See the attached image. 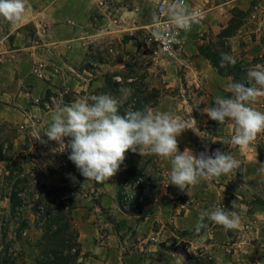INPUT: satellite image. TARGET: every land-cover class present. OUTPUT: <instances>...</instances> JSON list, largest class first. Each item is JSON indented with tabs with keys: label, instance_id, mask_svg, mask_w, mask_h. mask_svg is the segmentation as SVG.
<instances>
[{
	"label": "crops",
	"instance_id": "obj_1",
	"mask_svg": "<svg viewBox=\"0 0 264 264\" xmlns=\"http://www.w3.org/2000/svg\"><path fill=\"white\" fill-rule=\"evenodd\" d=\"M125 1L110 0L116 4ZM95 3L101 4L103 8L99 6L97 11L95 6L93 8ZM106 4L108 0H27L26 11L19 21L14 22L8 30L2 29L0 25V122L27 124L23 127L24 135L16 141V152L20 154L34 150V171L42 182L64 200L76 201L74 219L79 230L82 264H110L112 255L124 250L121 239L123 233L114 225L106 224L98 214L109 209L118 221L125 220L132 229L135 239L132 241L137 245L132 251L134 260H137L135 254L141 253L138 250L140 247L146 253L159 252V245L150 243L153 239L157 240V236L159 244L170 248L166 264H185L198 249L206 251L216 264H257V261H264V173L259 171L258 164L264 163V133L259 134L249 147H239L231 143L234 130L229 124H219L207 116V109L214 106L217 96H231L227 86L233 82V78L222 76L202 54L206 41L201 37V26H194L184 32L185 45L177 58L157 62L156 71L164 72L163 76L155 75V68L147 69L149 74L144 84L148 91L156 90L159 93L157 103L151 106L154 110L170 112L185 120L191 117L196 119V123L178 137L181 152L189 148L198 154L204 151L205 146L210 151L220 149L241 161L238 170L202 180L183 192L168 185L170 160L160 157L166 188H159L155 200L146 203L141 210L127 214L121 210L117 198L120 180L126 174L123 164L109 181H88L81 188L86 180L68 157L57 160L50 155V149L56 143L48 142L49 150L40 143L39 136L47 140L43 132L51 124L55 110L60 107L54 108L52 104L43 103L50 90L61 85L85 92L90 88V84L86 85L68 73L81 69L86 63L88 42L103 38L107 33L102 28L89 30L95 13H100L101 22L106 21L103 18L107 15ZM188 4L191 7L206 5L208 12L204 25L212 38L218 35V29L228 26L236 11L246 14L253 11L260 16V21L264 18V0H188ZM118 9L115 16H123L124 19H132L136 13L124 6ZM34 25L48 26V30H44L45 39L42 43H34ZM242 32L240 30L233 39ZM259 36L255 31L256 40L253 43L260 45L257 49L264 47V41H258ZM136 43L130 40L126 44L127 52H133ZM239 50L246 53V62L252 60L249 59L253 53L252 46L244 43ZM38 62H46L48 73H52L53 78L41 80L34 76V67ZM58 68L63 70V77L51 71ZM78 77L81 78L80 75ZM102 85H99L100 89ZM253 106L264 111V98H260ZM28 141L34 144L30 150ZM145 156L139 155L138 159ZM48 161L52 163L48 164ZM69 173L79 183L74 184L68 178ZM214 207L238 212L241 227L227 230L206 218L208 228L203 229V234H196L194 229L200 213ZM156 227L161 230L157 231ZM164 229H170L174 237L181 233L198 237L185 246L186 241L178 237L176 241L168 242L164 236L168 231Z\"/></svg>",
	"mask_w": 264,
	"mask_h": 264
},
{
	"label": "clouds",
	"instance_id": "obj_2",
	"mask_svg": "<svg viewBox=\"0 0 264 264\" xmlns=\"http://www.w3.org/2000/svg\"><path fill=\"white\" fill-rule=\"evenodd\" d=\"M26 6L27 0H0V17L9 22L19 21ZM162 15L166 17V23L161 21ZM151 19L157 25L152 37L170 47L182 41L178 38V31H172L169 26L190 31L193 24L203 19V14L193 9L187 0H162ZM236 63L235 56L221 53L220 68ZM227 87L231 96H217L214 106L207 109V116L219 124H229L234 130L231 143L247 148L259 134L264 133V111L253 106L264 98V64H257L248 70L247 82L234 81ZM120 92L119 98L102 93L58 107L51 124L43 132L47 140L39 136L43 145L50 141L56 143L57 147L50 150L53 155L70 151L68 159L86 180L81 188L88 181H109L117 174L129 150L141 156L155 155L169 159L168 185L183 192L202 180L226 175L241 167L240 160L220 149L210 151L205 146L204 151L198 154L189 148L181 152L178 137L196 123L194 117L185 120L170 112L156 111L149 105L122 114L120 105L131 97L133 89L122 88ZM66 138L70 139L66 142ZM258 164L259 171L264 173V163ZM68 178L74 184L79 183L70 173ZM206 218L227 230L241 227L238 212L214 207L200 213L194 229L196 234L208 228ZM257 264H264V261H257Z\"/></svg>",
	"mask_w": 264,
	"mask_h": 264
},
{
	"label": "rangeland",
	"instance_id": "obj_3",
	"mask_svg": "<svg viewBox=\"0 0 264 264\" xmlns=\"http://www.w3.org/2000/svg\"><path fill=\"white\" fill-rule=\"evenodd\" d=\"M158 1L159 0H126L123 4H116L108 0V4L105 5L107 15L103 16L106 21H100L101 15L99 12L92 16L89 30L95 31L102 28V31L107 33H105L103 38H99L96 41L92 39L90 42H88L86 63L81 69H77L74 72L70 71L68 73L74 76L75 79L86 83V85L90 84V88L87 90V92H85L80 91V89L70 90L67 88V86L61 85L56 89L50 90V93H52L53 96L50 98V103L54 108L65 105L67 100L74 102L86 96L106 93V91H108L107 94H111L119 98L121 96L120 90L122 88H133L134 90L138 88L139 85L136 87H130L128 85L131 83V80L122 82L119 78L114 79V81L121 83L120 86L117 89H112L106 86V78H109L115 74L126 78L133 75L132 77H136L138 79L137 83L142 84L149 74L147 70L148 68H155L153 71H156L157 62L168 59L167 57L158 54L155 47L149 46L146 42L150 26L153 24L151 16L152 13L156 11ZM94 6L95 9L97 8V11H99V6L100 8L102 7L101 4L96 3L93 5V8ZM122 6H124L126 9L136 11L132 19H124L123 16H115V12ZM235 15L236 13L234 16ZM262 20L263 21H260V16L253 11L249 12L248 14L245 13L243 26L241 27V30L243 31L241 33L242 36L240 35L236 39H233L229 42L235 55L239 56L242 54L239 49L244 43L253 47V53L250 55L251 58L249 59H253L255 56L257 57L264 55V47L257 49V46L260 45H255L253 43V40H256V37H254L255 31L260 35L258 41H264V18ZM0 23L1 28L4 30H8L14 24V22H9L3 17H0ZM201 28V37L204 41H206L203 44V48L208 47L211 42L216 41V37L221 34L224 29H226H218V35L216 34L217 36L212 38V34L207 30L206 25L201 26ZM44 30H48V26L34 25V43L39 44L43 42V39H45ZM130 40L137 41L133 52H127L126 50V44ZM40 66H43L41 72L39 70ZM48 69L49 66H47L46 62H38L34 67V76L41 80L53 78L52 73H48ZM56 70L52 69L51 71L54 75L63 77V70L60 68ZM84 71H86V73H84ZM163 74L164 72L156 71L155 75L161 77ZM78 75H80L81 78H79ZM102 83L104 84L102 85ZM99 85H102L101 89ZM99 89L103 92L100 93ZM150 93L152 92L143 94V97L151 96L152 94ZM129 98L124 100L120 105V109L125 108L126 112L132 108V105L128 104ZM151 101L157 103V99H151ZM148 105L152 106V102ZM26 126L27 124L12 125L9 123L0 122V152L2 151V155L11 160L12 163L21 166L24 170V174L30 176V178L33 180L32 184H24L19 188V190H24L23 196L25 197V202L23 203V213L21 216L22 218L28 219L33 224L36 220L35 215L33 214V209L38 197L37 188L39 189L37 183H34V179L37 178L41 182L42 180L40 179L39 174L34 171V150L32 152H21L20 154H18V152L15 150L16 141L18 138L24 135L25 130L23 127ZM67 141L68 140H66V142ZM27 144L28 150L32 149L34 144L31 141H28ZM52 146V148H55V146L57 147V145ZM48 147L49 146L46 145L45 149L49 150ZM68 152L69 151L54 155L50 152V155L55 157L57 160H64L65 157H68ZM138 156V153H133L131 150H129L125 153V157L127 159L125 163L126 165L122 163L125 167L126 174L122 180H120L117 198L119 206L120 200L122 199V204L126 207V211L128 212L127 214H130L138 209L141 210L146 203L155 200V198L158 196L159 188L165 187L163 184L164 172L160 164V157L155 155H147L144 158L138 159ZM25 164H29V166H25ZM8 170L9 167L7 162H0V253L4 246L6 247L9 243L14 242L15 245L13 247V251L18 254L16 256L18 262L22 263V261L25 260L27 263L31 264L38 254L34 248V243H36L41 238V233L40 231L36 230V228H34L33 224L30 226L23 241L20 242L18 240L16 231L19 224L21 223V216L16 218H11L10 216L11 203L8 197L12 193V187L14 186V183L10 185L7 183L6 179H4ZM131 172H135L136 178L130 176ZM42 183L46 185L44 182ZM46 186L50 189L46 191L51 192L53 194V198L59 197L60 199L64 200L62 196L59 195L55 190H53L48 185ZM46 191L44 190L45 193H47ZM73 203L76 207V201H73ZM98 214L104 219L106 224L114 225L119 232L123 233L121 239L124 243V250L122 252L120 251L121 253L119 252L118 254L112 255L110 258V264H166L168 262L169 254L167 252H169L170 248H166L165 244H159V239L156 235L155 236L157 240L153 239L150 241V243L159 245V252L146 253L145 251H141L140 247L138 250L141 253L140 255L139 253H136L135 255L137 260H134L132 251L135 250L137 245H134L132 241L135 239H133L134 236L132 229L128 227L127 222L125 220L118 221L111 209L102 210ZM9 221L11 223L10 229L8 235H6L5 230L7 229ZM74 225L78 230L75 219ZM156 230L159 231L161 229L156 227ZM165 230L168 231L164 233L165 239H168V242H174L177 240L176 237H178L186 241L184 242L185 246L189 245L190 242H194L198 235L204 233L202 230L198 235L195 236L192 234L189 235L187 233H181L179 235L175 234L176 237H174L170 229H164V231ZM22 245L24 246L23 251L21 250ZM199 250L202 249H198L193 256H195ZM22 252H24V255H21ZM141 255L144 256L142 257ZM139 257L140 260H138ZM81 261L79 264H82ZM84 262L85 260L83 263Z\"/></svg>",
	"mask_w": 264,
	"mask_h": 264
},
{
	"label": "trees",
	"instance_id": "obj_4",
	"mask_svg": "<svg viewBox=\"0 0 264 264\" xmlns=\"http://www.w3.org/2000/svg\"><path fill=\"white\" fill-rule=\"evenodd\" d=\"M245 18V13L236 11V15L230 22L229 26L222 31L216 37V41L209 44L208 47L202 48V54L206 59L210 60L212 64L219 70L222 76L231 77L233 81L247 82V72L250 68L257 64H264V55L257 56L253 58L250 62L244 60L246 58V53L243 52L241 55H235L232 47L230 46V41L237 36L241 27L243 26V20ZM230 53L237 58V63L235 65H229L225 68H220V55L221 53ZM133 76V75H132ZM122 77L115 74L109 78H106V86L108 88L117 89L121 83L115 82L114 79L117 77L120 80L128 81L131 83L128 85L130 87L138 88L134 89L131 97L128 100V104L132 105L130 110L142 109L144 105H148L152 102L153 105L156 103L151 101V99H157L159 93L156 90L148 91L146 84H138V79L136 77ZM133 89V88H132ZM103 91L100 90V93ZM152 92L151 96L143 97V94H148ZM108 93V91H106ZM53 97L52 93L48 94L47 99L43 103L51 104L50 98ZM73 102L68 101L66 104H71ZM44 106V105H43ZM123 114L126 112L125 108L120 109ZM127 159L123 162L126 165ZM0 162H7L9 170L4 177L8 184L14 183L12 187V193L8 197L11 203L10 216L11 218H16L21 216L23 213L25 197L24 190L19 188L21 185L32 184L33 180L30 176L24 174V170L21 166L16 165L2 155L0 152ZM127 167V166H126ZM130 176L136 178L135 172H131ZM34 183H37L39 187L37 202L34 205L33 214L35 215L34 228L40 231L41 238L34 243V248L38 252L36 258L31 264H79L82 260V247L79 243V233L74 225V210L76 209L73 201L62 200L59 197L53 198L50 190L46 185H44L37 178L34 179ZM44 190L47 192L45 193ZM121 209L126 211V207L122 204V199L120 200ZM10 221L5 230L6 235L9 233ZM31 221L26 218H22L21 223L16 231L17 238L20 242L23 241L29 228L33 225ZM15 243L11 242L0 253V264H30L25 260L22 263L18 262L17 253L13 251ZM24 246H21L23 251ZM21 255H24L22 252ZM185 264H216L213 258L204 250H199L195 256L188 258Z\"/></svg>",
	"mask_w": 264,
	"mask_h": 264
},
{
	"label": "built area",
	"instance_id": "obj_5",
	"mask_svg": "<svg viewBox=\"0 0 264 264\" xmlns=\"http://www.w3.org/2000/svg\"><path fill=\"white\" fill-rule=\"evenodd\" d=\"M187 3H188V0H187ZM161 4H162V0H159L158 4H157V7H156V10L161 6ZM192 8L195 9L196 11L201 12L203 14V19L199 23L193 24L191 29L194 26H202V25H204V18H205L206 13L208 12V9H207L205 4H196ZM161 21L163 23H166L167 22L166 21V17H164L162 15L161 16ZM169 27H170V29L172 31H178V33H179L178 38L181 39V41H182L180 44H178V45L177 44H173L172 46L167 47V46H164L162 41H157L154 37H152L153 31H155L157 29V25H155L154 23L150 26L146 42H147V44L149 46L155 47V49H156L158 54H160L162 56H165L167 58H177L182 53L184 45H185V40L183 38V34H184L185 31L177 30V29L174 28V26H171V25ZM42 69H43V66H40V69H39L40 72L42 71Z\"/></svg>",
	"mask_w": 264,
	"mask_h": 264
}]
</instances>
